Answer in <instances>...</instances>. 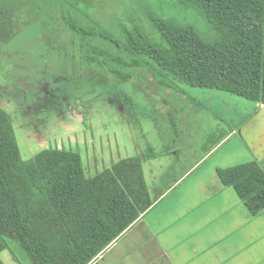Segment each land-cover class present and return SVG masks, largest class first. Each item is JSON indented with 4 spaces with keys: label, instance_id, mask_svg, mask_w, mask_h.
<instances>
[{
    "label": "rangeland",
    "instance_id": "obj_1",
    "mask_svg": "<svg viewBox=\"0 0 264 264\" xmlns=\"http://www.w3.org/2000/svg\"><path fill=\"white\" fill-rule=\"evenodd\" d=\"M89 1L92 19L115 34L120 23L157 37L141 3ZM150 1L164 17L202 25L171 0ZM60 11L0 42V106L22 159L47 148L72 150L90 177L120 159L142 158L151 204L92 264H264V211L251 216L215 171L251 161L264 165L240 132L264 123V107L215 88L176 81L165 88L145 68L124 69L132 77L120 82L82 61L80 36ZM84 24L94 27L88 19ZM87 40L113 49L96 36ZM0 264L31 261L9 241Z\"/></svg>",
    "mask_w": 264,
    "mask_h": 264
},
{
    "label": "trees",
    "instance_id": "obj_2",
    "mask_svg": "<svg viewBox=\"0 0 264 264\" xmlns=\"http://www.w3.org/2000/svg\"><path fill=\"white\" fill-rule=\"evenodd\" d=\"M131 1L148 10L157 37L120 23L115 34L92 19L89 0H0V42L59 8L65 26L80 36L82 61L120 82L132 77L124 69L145 68L165 88L176 81L264 104V0H171L200 19V27L162 16L150 0ZM87 19L94 27H86ZM89 36L113 49L91 44ZM216 175L251 215L264 211V165L217 168ZM150 198L140 156L90 177L71 150L47 148L22 159L0 106V252L12 241L31 264H90L148 209Z\"/></svg>",
    "mask_w": 264,
    "mask_h": 264
},
{
    "label": "crops",
    "instance_id": "obj_3",
    "mask_svg": "<svg viewBox=\"0 0 264 264\" xmlns=\"http://www.w3.org/2000/svg\"><path fill=\"white\" fill-rule=\"evenodd\" d=\"M260 106H263L264 107V104L263 103H260ZM255 121H253L254 123ZM251 125L252 124H249L248 126L246 125L244 128H241L240 132L243 133V138L245 137V140L246 142L248 143L249 145V148L253 151V153H255V155L258 156V158H264V123L259 126V123L257 124H254L253 127L254 128H251ZM232 133L235 132V129H233V131H231ZM230 132V133H231ZM229 133V134H230ZM228 134V135H229ZM227 135V136H228ZM224 140V139H223ZM60 149V148H59ZM62 149V148H61ZM214 149V148H213ZM213 149H211L210 151H207V153L202 156L200 158V160L198 161L197 164H199L201 161H203V159L209 154V152H211ZM66 150V149H65ZM72 151V150H71ZM76 153V152H74ZM37 154V153H36ZM35 154V155H36ZM78 154V153H77ZM34 155V156H35ZM34 156L32 158H34ZM80 156V154H79ZM153 157H155V155H153ZM30 158V159H32ZM81 158V156H80ZM82 161V159H81ZM216 171V170H215ZM100 172V171H99ZM97 174V173H96ZM94 174V175H96ZM92 175V176H94ZM211 179V178H210ZM212 180V179H211ZM216 183V181H214ZM208 180L205 182V187L207 186L208 184ZM247 210V209H246ZM248 212V210H247ZM249 213V212H248ZM250 214V213H249ZM260 214V213H259ZM251 215V214H250ZM253 216V215H251ZM257 216V215H256ZM256 216H253V217H256ZM142 217V216H141ZM140 217V218H141ZM264 221H260L261 224H263ZM126 232V231H125ZM115 243V241L104 251L102 252L101 254H99L90 264L94 263L97 259H99L100 257H102V255Z\"/></svg>",
    "mask_w": 264,
    "mask_h": 264
}]
</instances>
